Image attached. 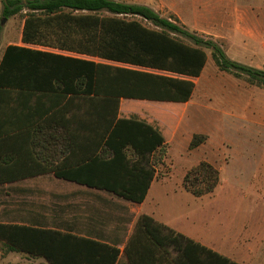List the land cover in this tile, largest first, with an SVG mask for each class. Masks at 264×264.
Returning <instances> with one entry per match:
<instances>
[{
	"label": "trees",
	"instance_id": "obj_1",
	"mask_svg": "<svg viewBox=\"0 0 264 264\" xmlns=\"http://www.w3.org/2000/svg\"><path fill=\"white\" fill-rule=\"evenodd\" d=\"M0 4L2 17L23 19L22 44L6 45L0 58V108L12 95L44 98L46 117L38 128L45 139L60 130L61 138L70 132V141L78 144L85 142L81 135L93 133L87 142L101 148L80 161L87 165L50 170L135 203L144 200L158 176L166 141L150 123L119 117L122 98L187 102L195 87L192 79L207 61L206 50L218 70L264 88V68L230 59L212 38L188 30L175 14L162 16L148 5L119 0ZM206 138L194 134L189 149ZM219 182V170L206 160L182 178L183 188L196 197L213 192ZM0 241L8 251L43 257L48 264H115L119 255L116 246L92 238L16 223H0ZM124 253L129 264H239L147 214L137 218Z\"/></svg>",
	"mask_w": 264,
	"mask_h": 264
},
{
	"label": "crops",
	"instance_id": "obj_2",
	"mask_svg": "<svg viewBox=\"0 0 264 264\" xmlns=\"http://www.w3.org/2000/svg\"><path fill=\"white\" fill-rule=\"evenodd\" d=\"M32 47L86 57L55 48L38 45ZM203 73L204 68L196 78H200ZM192 96L187 102H171L176 104L168 105H175V108L186 113L185 108ZM123 100H120L119 117L140 119L153 125L141 116L133 117L145 112ZM6 101L7 105L0 108V135L4 136L0 137V223L52 228L92 238L119 248L115 264H129L124 246L133 232L137 218L147 214L239 264H264V223L259 226L243 224L241 230L234 231V226L238 225L224 217L223 210L216 205L217 190L228 182L227 178H223L224 166L230 158V150L223 146L226 142L222 145L218 142L212 149V159H206L219 170L220 182L213 192L196 197L183 188L182 179V189L177 186L179 188H173V191L166 190L163 187L169 176H157L152 180L144 200L135 203L113 192L58 177L50 170L53 166L77 168L87 165L88 161H80L84 157H94V150L97 155L101 149L91 143L93 133L81 135L85 142L78 144L70 141V132L64 134L66 138H61L60 130L53 138L45 139L38 128L46 117L42 113L44 98L29 94L12 95ZM151 112L149 114H153ZM168 117L172 119L173 114ZM153 126L160 131L157 126ZM87 139L91 142L88 143ZM45 141L47 146L41 144ZM2 259L5 264L11 262L8 257ZM38 264L48 262L41 261Z\"/></svg>",
	"mask_w": 264,
	"mask_h": 264
},
{
	"label": "rangeland",
	"instance_id": "obj_3",
	"mask_svg": "<svg viewBox=\"0 0 264 264\" xmlns=\"http://www.w3.org/2000/svg\"><path fill=\"white\" fill-rule=\"evenodd\" d=\"M119 1L151 6L162 16L174 13L188 30L213 38L230 58L264 68V0ZM3 19L0 4V57L6 45L20 44L23 23L18 15L5 18L1 24ZM206 53L204 73L193 78L195 90L186 113L168 105L176 104L171 102L123 101L145 112L133 117L150 120L165 136L166 146L157 172L158 178L169 176L163 187L166 190L182 189L181 179L186 171L200 160L212 159L214 146L226 142L223 146L230 150V158L223 178L228 182L217 190L216 205L224 217L238 225L234 231L241 230L243 224L259 226L264 223V88L219 71L210 51ZM172 114L171 119L168 116ZM194 134L207 138L197 148L189 149ZM4 257L10 258L9 264L46 263L43 258L23 252H8L0 241V264H5Z\"/></svg>",
	"mask_w": 264,
	"mask_h": 264
},
{
	"label": "water",
	"instance_id": "obj_4",
	"mask_svg": "<svg viewBox=\"0 0 264 264\" xmlns=\"http://www.w3.org/2000/svg\"><path fill=\"white\" fill-rule=\"evenodd\" d=\"M5 19V18H4ZM4 19L1 21V24L4 22Z\"/></svg>",
	"mask_w": 264,
	"mask_h": 264
}]
</instances>
